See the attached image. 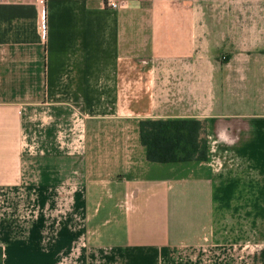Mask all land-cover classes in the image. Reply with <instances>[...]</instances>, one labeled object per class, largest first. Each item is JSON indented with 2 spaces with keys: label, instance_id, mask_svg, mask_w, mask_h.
<instances>
[{
  "label": "crops",
  "instance_id": "0c3cea01",
  "mask_svg": "<svg viewBox=\"0 0 264 264\" xmlns=\"http://www.w3.org/2000/svg\"><path fill=\"white\" fill-rule=\"evenodd\" d=\"M118 1L0 0L3 264H142L223 210L264 213V0ZM180 119L208 160L149 162L141 121Z\"/></svg>",
  "mask_w": 264,
  "mask_h": 264
},
{
  "label": "rangeland",
  "instance_id": "374dc122",
  "mask_svg": "<svg viewBox=\"0 0 264 264\" xmlns=\"http://www.w3.org/2000/svg\"><path fill=\"white\" fill-rule=\"evenodd\" d=\"M238 1L245 2V0ZM206 7L207 12L213 11V4ZM79 118L83 119V122L79 121L77 126L78 135H83L84 148L79 154L82 156L86 152L87 118L81 115ZM27 139L29 141H26V145L34 146L33 155L38 156L43 148L39 147L37 135L32 133ZM57 146L60 147L58 139ZM61 151L68 156V148ZM263 217L264 213L261 212L223 210L217 213L214 235L203 237L202 241L197 243L175 244L173 247L160 248L157 250L158 258L155 261L142 260V264H264ZM62 221L66 222L64 218ZM103 262L112 263L108 260Z\"/></svg>",
  "mask_w": 264,
  "mask_h": 264
},
{
  "label": "trees",
  "instance_id": "16d2710c",
  "mask_svg": "<svg viewBox=\"0 0 264 264\" xmlns=\"http://www.w3.org/2000/svg\"><path fill=\"white\" fill-rule=\"evenodd\" d=\"M141 142L152 163L173 164L208 160L204 124L197 120H143ZM4 252L0 247V264Z\"/></svg>",
  "mask_w": 264,
  "mask_h": 264
},
{
  "label": "built area",
  "instance_id": "2783aa9c",
  "mask_svg": "<svg viewBox=\"0 0 264 264\" xmlns=\"http://www.w3.org/2000/svg\"><path fill=\"white\" fill-rule=\"evenodd\" d=\"M106 6L110 9L118 10L126 7V4L118 0H107ZM39 27L41 31V37L44 39L46 28L43 16H41L40 18ZM79 121L83 122V119H80L78 115L75 117L74 127L71 128L70 131L60 130L57 135L58 143L60 144L61 149L68 148V155H79L81 154L80 150L84 148L83 135H78L77 126ZM83 132L84 130H82V133ZM25 148L28 150L30 155L33 156V154L35 153V147H28V145H26Z\"/></svg>",
  "mask_w": 264,
  "mask_h": 264
}]
</instances>
